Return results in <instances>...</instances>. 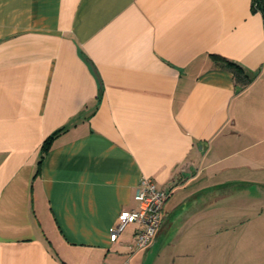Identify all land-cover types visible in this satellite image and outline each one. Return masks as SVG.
Masks as SVG:
<instances>
[{"label": "crops", "instance_id": "obj_1", "mask_svg": "<svg viewBox=\"0 0 264 264\" xmlns=\"http://www.w3.org/2000/svg\"><path fill=\"white\" fill-rule=\"evenodd\" d=\"M251 4L0 0V264H264ZM214 56L255 80L237 92ZM142 176L168 196L136 250V224L109 234Z\"/></svg>", "mask_w": 264, "mask_h": 264}, {"label": "built area", "instance_id": "obj_2", "mask_svg": "<svg viewBox=\"0 0 264 264\" xmlns=\"http://www.w3.org/2000/svg\"><path fill=\"white\" fill-rule=\"evenodd\" d=\"M167 196L168 192L158 189L151 178L142 176L136 188L137 208L119 212L109 241L116 242L127 225L136 224L139 228L134 235V248L139 250L147 247L160 226Z\"/></svg>", "mask_w": 264, "mask_h": 264}, {"label": "trees", "instance_id": "obj_3", "mask_svg": "<svg viewBox=\"0 0 264 264\" xmlns=\"http://www.w3.org/2000/svg\"><path fill=\"white\" fill-rule=\"evenodd\" d=\"M252 10L259 11L264 18V0H252ZM219 62L217 63L219 68L226 70L232 74L234 84L237 92L248 87L256 78L257 73L249 72L243 69L240 65L231 62L223 57H215ZM63 129L58 130L51 134L48 138H46L41 146L42 155L45 154L52 144L53 140L59 133H61Z\"/></svg>", "mask_w": 264, "mask_h": 264}, {"label": "rangeland", "instance_id": "obj_4", "mask_svg": "<svg viewBox=\"0 0 264 264\" xmlns=\"http://www.w3.org/2000/svg\"><path fill=\"white\" fill-rule=\"evenodd\" d=\"M258 191L261 192L263 190L258 187ZM260 204H261V202L258 203V205H260Z\"/></svg>", "mask_w": 264, "mask_h": 264}]
</instances>
